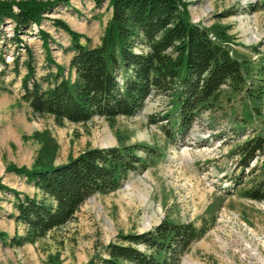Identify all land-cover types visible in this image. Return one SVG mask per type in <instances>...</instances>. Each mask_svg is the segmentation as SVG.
<instances>
[{"label":"rangeland","instance_id":"obj_1","mask_svg":"<svg viewBox=\"0 0 264 264\" xmlns=\"http://www.w3.org/2000/svg\"><path fill=\"white\" fill-rule=\"evenodd\" d=\"M178 1L190 22L206 28L213 37L215 33L224 36L231 54L245 62V84L257 83L264 68V0ZM45 15L40 25L33 24L19 35L18 47L9 40L13 22L0 24V184L20 195H40L24 176L9 168H31L43 138L55 142L54 163L91 147L137 144L160 153L150 158L138 151L145 157V169L130 173L116 190L95 193L73 220L34 242L9 243L11 237L24 234V227L14 221L13 194L0 191V232L5 238H0V264H85L103 255L109 243L119 242L120 234L144 232L163 220L191 223L202 230L178 264H264V200L255 201L242 193L260 179L258 170L248 169L260 166L264 156L251 161L242 183L236 185L241 169L238 156L231 153L248 135L264 134V98L259 102L244 91L223 86L187 133L169 141L162 131L165 121L154 124L148 119L169 109L157 96L146 99L137 115L118 116L112 123L94 116L84 123L57 124L50 115L34 114L21 98L22 45L31 49L38 77L48 69L54 72L53 64L61 66L67 76L72 55L66 50L69 36L51 19L63 20L81 34L80 43L96 46L105 33L111 7L107 0L100 5L93 0H68ZM45 54L50 55L49 65Z\"/></svg>","mask_w":264,"mask_h":264},{"label":"trees","instance_id":"obj_2","mask_svg":"<svg viewBox=\"0 0 264 264\" xmlns=\"http://www.w3.org/2000/svg\"><path fill=\"white\" fill-rule=\"evenodd\" d=\"M93 1L100 5L104 0ZM107 1L111 16L96 46L80 43L81 34L63 20L51 19L56 28L69 36L66 50L72 55L67 76H63L61 66L53 64L54 72L48 69L38 77L33 53L26 44L22 45L25 57L20 64L25 73L21 78V98L34 114L50 115L57 124L84 123L94 116L112 123L118 116L137 115L146 99L157 96L165 100L169 109L148 119L154 124L165 121L162 131L169 141L187 133L198 113L212 105L223 86L244 91L259 102L264 98V68L260 69L257 83L245 84V62L231 54L223 43L224 36L215 33L213 37L206 28L190 22L178 0ZM67 3L68 0H0V24L13 22L9 40L18 47L24 30L40 25L54 6ZM45 55L49 65L50 55ZM138 151L150 158L160 153L154 147L137 144L91 147L54 163L55 142L53 138H43L31 168H9L24 176L40 195H20L0 184V191L13 194L14 221L24 227V234L11 237L9 243L34 242L73 220L95 193L119 188L130 173L146 168L145 157ZM231 153L238 156L241 171L234 184L239 185L251 161L264 156V134L248 135ZM255 170L260 179L242 193L249 199L263 201L264 158L260 166L248 169ZM201 234L202 230L191 223L163 220L144 232L120 234L119 242L109 243L103 255L85 264H178L189 244ZM0 238L5 239L1 232Z\"/></svg>","mask_w":264,"mask_h":264}]
</instances>
